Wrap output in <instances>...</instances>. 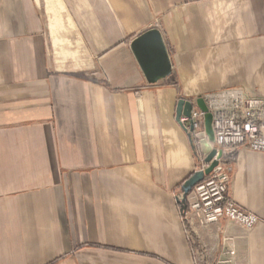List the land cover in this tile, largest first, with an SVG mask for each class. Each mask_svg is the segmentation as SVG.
I'll use <instances>...</instances> for the list:
<instances>
[{"label": "crops", "instance_id": "0c3cea01", "mask_svg": "<svg viewBox=\"0 0 264 264\" xmlns=\"http://www.w3.org/2000/svg\"><path fill=\"white\" fill-rule=\"evenodd\" d=\"M232 90L264 105V0H0V264H264V153L217 150L253 228L178 201L215 148L177 104Z\"/></svg>", "mask_w": 264, "mask_h": 264}, {"label": "built area", "instance_id": "2783aa9c", "mask_svg": "<svg viewBox=\"0 0 264 264\" xmlns=\"http://www.w3.org/2000/svg\"><path fill=\"white\" fill-rule=\"evenodd\" d=\"M208 112L212 115L215 148L243 147L264 153V105L248 99L238 90L207 94L204 97ZM180 123L187 129L193 127L196 137L205 136L204 113L192 110L190 117L181 116ZM217 158V154L214 159ZM207 167L204 165L202 171ZM178 196V201L181 200ZM189 211L202 224H213L220 219L251 229L258 218L238 208L228 195L227 168L221 158L211 174L193 189Z\"/></svg>", "mask_w": 264, "mask_h": 264}, {"label": "water", "instance_id": "95a60500", "mask_svg": "<svg viewBox=\"0 0 264 264\" xmlns=\"http://www.w3.org/2000/svg\"><path fill=\"white\" fill-rule=\"evenodd\" d=\"M133 49L141 58L142 62L150 68V65H166L168 66V59L166 50L161 39V36L158 31L151 30L141 36L134 44ZM167 72L165 71L164 74ZM162 74V75H164ZM196 106L204 113V126H205V134L209 140V142H213L214 140V133L212 129V115L208 112L206 104L202 97H198L196 100ZM193 110V104L189 101L180 100L177 104L176 109V121L181 125V127L188 132L187 128H185L180 123L181 116L190 117L191 111ZM193 132V127L189 128L190 137L191 133ZM217 154V158L214 157ZM221 152L217 151L216 149H212L204 159V162L208 164V167L204 171L195 172L190 178H188L181 187L182 197L179 201L181 205V212L185 213L187 210V196L191 193L193 188L204 180L205 176H208L213 168L217 165L218 160L221 158Z\"/></svg>", "mask_w": 264, "mask_h": 264}, {"label": "rangeland", "instance_id": "374dc122", "mask_svg": "<svg viewBox=\"0 0 264 264\" xmlns=\"http://www.w3.org/2000/svg\"><path fill=\"white\" fill-rule=\"evenodd\" d=\"M204 99V98H203ZM200 110V109H199ZM201 111V110H200ZM192 112V111H191ZM188 131H189V129H187ZM204 132H205V126H204ZM191 134H193L195 137H196V135H195V132H192ZM206 135V134H205ZM197 138V137H196ZM214 148H215V146H214ZM216 149V148H215ZM217 150V149H216ZM205 165H207V167H208V164H205ZM206 167V168H207ZM211 174V173H210ZM209 174V175H210ZM194 189V188H193ZM191 192H193V190L191 191ZM181 196H182V194H181Z\"/></svg>", "mask_w": 264, "mask_h": 264}]
</instances>
